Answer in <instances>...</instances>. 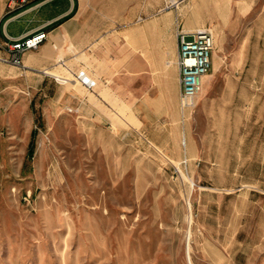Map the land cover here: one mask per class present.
Returning a JSON list of instances; mask_svg holds the SVG:
<instances>
[{
    "label": "rangeland",
    "instance_id": "obj_1",
    "mask_svg": "<svg viewBox=\"0 0 264 264\" xmlns=\"http://www.w3.org/2000/svg\"><path fill=\"white\" fill-rule=\"evenodd\" d=\"M103 2L213 33L183 155L110 171L65 99L78 82L0 68V264H264V0Z\"/></svg>",
    "mask_w": 264,
    "mask_h": 264
},
{
    "label": "crops",
    "instance_id": "obj_2",
    "mask_svg": "<svg viewBox=\"0 0 264 264\" xmlns=\"http://www.w3.org/2000/svg\"><path fill=\"white\" fill-rule=\"evenodd\" d=\"M0 5V56L9 57L17 41L45 34L37 48L22 54L26 68L2 61L0 68L11 77L36 76L29 85L33 91L47 86L51 71L90 79L92 91L79 83L78 92L65 89V99L73 104L69 108L78 105L82 131L108 157L110 171L133 170L137 155H183L190 108L181 98L179 33L202 24H182L178 16L137 23L134 7L131 19L121 21L118 4L103 0Z\"/></svg>",
    "mask_w": 264,
    "mask_h": 264
},
{
    "label": "built area",
    "instance_id": "obj_3",
    "mask_svg": "<svg viewBox=\"0 0 264 264\" xmlns=\"http://www.w3.org/2000/svg\"><path fill=\"white\" fill-rule=\"evenodd\" d=\"M15 7L24 6L29 0H12ZM45 34L37 35L26 41H17L13 44V51L9 57L0 56V61L12 63L26 68L22 61V54L33 48H37ZM215 38L213 33L204 28L195 31L181 30L179 33V55L178 64L180 68V82L182 86L181 98L184 107H193L195 99L203 90L206 76L213 68V53ZM59 64L66 66L65 61L60 59ZM49 73L47 70H44ZM72 72L71 77L49 73L57 83L68 84L78 82L93 90V83L85 75ZM71 110V109H69ZM145 139L144 135L139 133Z\"/></svg>",
    "mask_w": 264,
    "mask_h": 264
},
{
    "label": "trees",
    "instance_id": "obj_4",
    "mask_svg": "<svg viewBox=\"0 0 264 264\" xmlns=\"http://www.w3.org/2000/svg\"><path fill=\"white\" fill-rule=\"evenodd\" d=\"M36 131H33V136L35 135ZM33 146H34V138L31 140V143H30V148H29V154L32 155L33 154Z\"/></svg>",
    "mask_w": 264,
    "mask_h": 264
}]
</instances>
